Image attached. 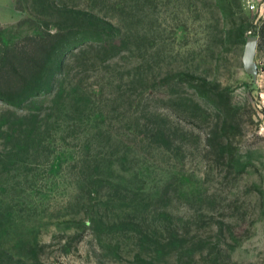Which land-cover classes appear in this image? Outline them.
<instances>
[{
  "label": "rangeland",
  "instance_id": "obj_1",
  "mask_svg": "<svg viewBox=\"0 0 264 264\" xmlns=\"http://www.w3.org/2000/svg\"><path fill=\"white\" fill-rule=\"evenodd\" d=\"M10 6L0 60L63 35L0 96V264H264V0Z\"/></svg>",
  "mask_w": 264,
  "mask_h": 264
},
{
  "label": "trees",
  "instance_id": "obj_2",
  "mask_svg": "<svg viewBox=\"0 0 264 264\" xmlns=\"http://www.w3.org/2000/svg\"><path fill=\"white\" fill-rule=\"evenodd\" d=\"M62 35L63 30H57L55 33L50 32L44 36L29 37L27 39L31 50L29 53L25 51L28 55L21 52L20 55H8L0 60V96L2 99L8 104L15 105L22 101L27 102L39 94L40 91H33L32 86L44 77L46 78L43 73L52 61L49 55L50 48L57 44ZM258 45L264 47V22L259 28ZM64 65L65 58L62 64H57V68ZM50 80L52 79L49 77ZM15 100L17 103H13V101L16 102Z\"/></svg>",
  "mask_w": 264,
  "mask_h": 264
},
{
  "label": "water",
  "instance_id": "obj_3",
  "mask_svg": "<svg viewBox=\"0 0 264 264\" xmlns=\"http://www.w3.org/2000/svg\"><path fill=\"white\" fill-rule=\"evenodd\" d=\"M259 43V37L257 35H250L247 37L245 50L243 54V65L248 73H254L257 65L255 61V55Z\"/></svg>",
  "mask_w": 264,
  "mask_h": 264
},
{
  "label": "crops",
  "instance_id": "obj_4",
  "mask_svg": "<svg viewBox=\"0 0 264 264\" xmlns=\"http://www.w3.org/2000/svg\"><path fill=\"white\" fill-rule=\"evenodd\" d=\"M5 7H7L6 11H9L10 9V0H0V11H2L1 9H4ZM11 11V9H10Z\"/></svg>",
  "mask_w": 264,
  "mask_h": 264
}]
</instances>
